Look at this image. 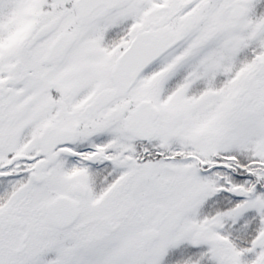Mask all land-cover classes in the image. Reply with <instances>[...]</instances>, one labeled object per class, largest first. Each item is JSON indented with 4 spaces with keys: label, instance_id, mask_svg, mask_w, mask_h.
Segmentation results:
<instances>
[{
    "label": "snow or ice",
    "instance_id": "1",
    "mask_svg": "<svg viewBox=\"0 0 264 264\" xmlns=\"http://www.w3.org/2000/svg\"><path fill=\"white\" fill-rule=\"evenodd\" d=\"M0 264H264V0H0Z\"/></svg>",
    "mask_w": 264,
    "mask_h": 264
}]
</instances>
